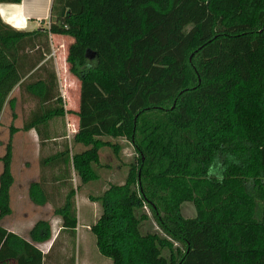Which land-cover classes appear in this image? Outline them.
Instances as JSON below:
<instances>
[{
    "label": "trees",
    "instance_id": "16d2710c",
    "mask_svg": "<svg viewBox=\"0 0 264 264\" xmlns=\"http://www.w3.org/2000/svg\"><path fill=\"white\" fill-rule=\"evenodd\" d=\"M22 0H0L20 4ZM49 35L73 40L70 75L80 82L71 144L40 161L56 167L68 190L54 215L78 226L76 190L100 181V152L121 159L119 140L134 152L126 180L108 181L91 227L112 264H264V0H54L48 29L19 32L0 18V118L16 87L36 103L23 131L43 133L68 115L49 69ZM12 102V101H11ZM17 132L11 129V136ZM60 137V136H59ZM12 139L0 158V221L11 215ZM53 142V141H52ZM72 148V146H71ZM219 158L223 182L207 168ZM43 180L30 201L50 198ZM193 203L194 219L181 215ZM159 231L142 234L150 221ZM52 240L39 221L30 241L0 226V264H45L35 246ZM63 264H75V255Z\"/></svg>",
    "mask_w": 264,
    "mask_h": 264
},
{
    "label": "crops",
    "instance_id": "0c3cea01",
    "mask_svg": "<svg viewBox=\"0 0 264 264\" xmlns=\"http://www.w3.org/2000/svg\"><path fill=\"white\" fill-rule=\"evenodd\" d=\"M53 2L54 0H22L20 4H0V18L5 24L23 32H37L45 30L49 28L51 23V10ZM49 42L51 45V53L46 56V60L40 66L44 65L51 59L53 60L54 58L56 76L59 79H62V70H66L70 75L67 64L68 51L66 50V47L64 49H58L57 46L62 45L61 47H63V45H67V42L71 45L73 40L69 37L49 35ZM62 97L64 98V96ZM8 101V105L11 109V123L13 122V119H15V122L12 123L13 125L11 124V128L14 126L13 128H16L17 130L11 138L12 175L14 178V184L10 191V207L12 213L8 217H14L15 214H18L17 216L21 218V223L30 221V213L35 214L37 218L31 221L30 224L27 222L29 226H18L15 225L13 221L3 225V222H5L8 218L6 217L0 221V226L9 232L16 234L20 238L30 241V232L33 227L39 221H47L51 226L52 240L43 244H35V246L45 256V264H63L72 258L73 253L75 254V264H77L78 257L76 258V253L70 246L73 239L71 237V233L63 230L61 220L54 215L55 208L62 205L63 199L68 193L64 187L59 186V184L65 182V179L58 178L61 171H58L56 167H48L43 170H41L40 167V161L42 159L53 157L64 149L58 140L65 139V135L64 133L63 135H61L62 133H59V136L63 138L59 139V137L57 139H53L52 141L54 143H51L52 141L40 143L38 134L34 129L30 131H23L22 128L24 122H22V126L17 125V122L19 121V113L17 112L18 107L20 104L31 100H29L26 95H22L20 88L16 87L10 95ZM18 101H20V103ZM78 108L79 96L78 105L75 109H73V112H77ZM19 109L22 111L21 108ZM4 111L0 118V124ZM69 126H71L74 130L76 129L77 121L75 117H73V124H69ZM63 130L64 129L62 127V131ZM74 130L71 134H74ZM48 132H57L54 130V125L46 127L43 131V133ZM3 156L4 155L0 156V158ZM104 172L110 173V170L106 168ZM40 180H43L46 183V193L50 198V201H48L44 206L34 205L30 201L29 197L30 185L37 183ZM74 181L69 178L67 179L69 186L71 185V182H73L74 189L76 190L75 200L78 219V226L75 230L76 247L78 245L80 246L79 253H83V259L87 264H95L93 262L94 259L87 257V253L91 245L93 248L96 247V239L95 237H92L94 235L91 232V227L95 225L97 220L100 218V209L98 204L90 199L91 196L95 197V195L91 192L93 185H91V187H89L90 185L87 187L83 186L81 192H79L76 182ZM16 186L19 188L17 189ZM19 227H25L24 231L21 232ZM80 254L79 257H81ZM98 256L99 264H111L109 261L101 257L100 254Z\"/></svg>",
    "mask_w": 264,
    "mask_h": 264
},
{
    "label": "rangeland",
    "instance_id": "374dc122",
    "mask_svg": "<svg viewBox=\"0 0 264 264\" xmlns=\"http://www.w3.org/2000/svg\"><path fill=\"white\" fill-rule=\"evenodd\" d=\"M49 46H50V51H51L50 43H49ZM61 46L62 45H58L57 48L58 49H61V48L64 49L66 47V50L68 51V47L70 45H69V42H67V45L65 44V45H63V47H61ZM48 68L53 69L55 71L54 58H53V60L52 59L50 60ZM64 71H65V73H64ZM62 74H63L62 79H59L57 77V88H58V93L60 94L61 99L63 101L64 110L68 111V115H65V117H63V118L54 120L51 125H54V130L57 131L54 133V135H58L57 136L58 138H59V135L61 133H62L61 135H63V133H64L65 139H62L63 137L62 138L60 137L59 139H62V140H58L61 143V145L64 146L66 144L69 147V149L71 150V152H73V154H75L81 150V147L71 144V139H72V135H73L71 133H73L74 129L72 127L69 128V124H71V125L73 124V116L71 113H73V109H75V107L78 105V96H79V92H80V82L75 77H73L72 75H69L66 70H62ZM13 95H15V94H13ZM62 96H64V98ZM18 102L20 103V101H18ZM19 108H21L22 111H20ZM35 109H36V103H34L32 101H28L26 103L20 104V106L18 107V111H17L19 113V116H18L19 121L17 122V125L20 126L22 124V122H25L27 115H29ZM14 120L15 119H13V122H15ZM12 123H11V109H10V106L7 104L5 111H4V114H3V118L1 120V124H0V156L5 155L6 147L9 143L10 139L12 138V136H11V129H12L11 124ZM62 127L64 129L63 131H62ZM51 143H54V142H51ZM119 143H121V147L123 148V150L120 153L121 159L115 160L113 158L112 150L110 151L108 149H103L100 152V158H101L102 166L100 168H98L97 172H98L101 180L94 182V183L90 184V186H89V187H91V185H93L91 188L92 189L91 192L95 196L96 195L99 196L104 192V190L107 187V184H109L108 181H112V183L114 182L117 184H121L126 180V173H127V169H128V167L126 165L130 164L133 161L134 152L126 141L119 140ZM71 146H72V148H71ZM106 168H108V170H110V173L104 172V170H106ZM2 170H3V164L0 162V174H1ZM71 180L72 181L75 180L74 182H76L78 191L81 192L82 188H80L79 180L77 179L73 170H71ZM71 184L74 188V183L71 182ZM16 188L18 189L19 187L16 186ZM67 192H68V190H67ZM145 212H147L149 214L150 221L143 223L140 226L141 227L140 230H141L142 234H147V233H152L154 231H156V232L159 231L155 222L153 221V218L151 217L150 212L147 209L145 210ZM17 215L18 214H15L14 217L13 216L10 218L8 217L6 219V221L3 222V225H6L10 221H13L14 224L18 225V226H20V225L29 226L30 222L33 221L35 218H37V216L35 214L30 213L31 219H29L30 221H27V222H29V224L27 222L21 223L20 222L21 218H19ZM181 215L185 219L196 218L197 217V211H196L193 203H184L181 206ZM24 229H25V227H19V230L21 232H23ZM92 237H94V236H92ZM70 246L73 249L72 243ZM79 250H80V246L78 245L76 247V250H75L76 258L78 257L77 264H87L83 259V257H84L83 253L81 252V254H80ZM79 254L81 255V257H79ZM99 254L100 253L98 251L97 246L95 248H93V246L91 245L89 247L87 257L88 258L90 257V259L91 258L94 259L93 262L95 264H99V260H98ZM73 255H75V254L73 253ZM101 257H103V256L101 255ZM103 258L112 264V261L110 259L105 258V257H103Z\"/></svg>",
    "mask_w": 264,
    "mask_h": 264
},
{
    "label": "clouds",
    "instance_id": "9594fccd",
    "mask_svg": "<svg viewBox=\"0 0 264 264\" xmlns=\"http://www.w3.org/2000/svg\"><path fill=\"white\" fill-rule=\"evenodd\" d=\"M225 170L226 169L224 168L222 161H220L219 158H216L209 164L206 175L209 179L215 177L217 182L222 183L224 179L223 172Z\"/></svg>",
    "mask_w": 264,
    "mask_h": 264
},
{
    "label": "water",
    "instance_id": "95a60500",
    "mask_svg": "<svg viewBox=\"0 0 264 264\" xmlns=\"http://www.w3.org/2000/svg\"><path fill=\"white\" fill-rule=\"evenodd\" d=\"M17 31H19V32H23V31H21V30H17Z\"/></svg>",
    "mask_w": 264,
    "mask_h": 264
},
{
    "label": "built area",
    "instance_id": "2783aa9c",
    "mask_svg": "<svg viewBox=\"0 0 264 264\" xmlns=\"http://www.w3.org/2000/svg\"><path fill=\"white\" fill-rule=\"evenodd\" d=\"M71 126H69V128H70Z\"/></svg>",
    "mask_w": 264,
    "mask_h": 264
}]
</instances>
